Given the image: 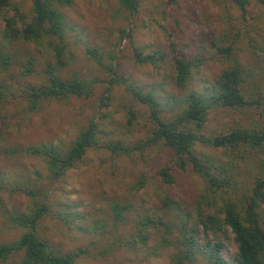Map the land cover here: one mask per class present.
<instances>
[{
	"label": "rangeland",
	"instance_id": "374dc122",
	"mask_svg": "<svg viewBox=\"0 0 264 264\" xmlns=\"http://www.w3.org/2000/svg\"><path fill=\"white\" fill-rule=\"evenodd\" d=\"M14 1L32 15V0ZM61 9L68 48L60 75L90 82L93 94L87 99L41 101L37 109L26 99L28 88L46 82L47 64L55 59L32 44L4 41L0 17V83L5 87L0 108V246L27 231L13 217L47 204L51 211L39 222L37 234L61 254L85 251L76 264H172L174 253L187 249L182 243L184 225L200 245L206 244L195 222L198 210L214 213L223 199L241 203L250 194L264 174V147L233 151L197 143L196 152L231 182L209 209L201 196L204 180L192 171L174 169L176 181L161 182L158 171L172 163L173 154L163 144L139 147L154 123L131 89L153 92L161 102L162 117L173 120L185 109L190 93H215L221 73L235 67L243 78L244 95L260 105L211 110L202 136L239 128L264 130V0H247L244 9L234 0H140L135 14L118 0H74ZM229 46L230 56L223 51ZM174 52L197 64L185 89L175 85ZM137 54L158 58L155 65L141 63ZM29 64L32 72L25 69ZM130 111L135 112L133 124ZM91 122L97 125L103 148H91L76 168L58 179L43 159L28 153L44 145L68 148ZM111 143L132 152L116 156L105 149ZM141 180L145 184L138 188ZM115 206L126 207L121 218ZM144 218H160L169 229H141L138 224ZM228 234L223 242L227 257L236 250L233 234ZM20 259L0 264H18ZM190 264L206 260L198 255Z\"/></svg>",
	"mask_w": 264,
	"mask_h": 264
},
{
	"label": "trees",
	"instance_id": "16d2710c",
	"mask_svg": "<svg viewBox=\"0 0 264 264\" xmlns=\"http://www.w3.org/2000/svg\"><path fill=\"white\" fill-rule=\"evenodd\" d=\"M120 6L131 14L139 11L140 0H118ZM170 3L175 0H168ZM244 9L247 0H234ZM32 15L29 16L14 0H0V17L4 22L2 38L9 43L23 42L43 48L55 59L48 63L45 70L46 82L31 85L26 99L31 109H37L41 101L64 100L70 97L90 98L93 86L78 76L63 78L60 73L65 66L68 43L66 41L67 21L61 8L71 7L74 0H32ZM175 48V44L171 42ZM223 51L230 56L232 47ZM141 63L155 65L158 56H142L137 54ZM4 58L3 63L7 64ZM3 65V64H2ZM29 66V67H28ZM25 67L32 72V64ZM196 62L186 60L179 53L173 54V69L175 85L185 89L191 80ZM243 78L238 68L224 70L217 80V91L210 95L192 92L186 97V107L173 120L162 117L161 102L153 92H145L142 88H132L134 97L149 109L154 129L141 149L163 144L173 154V161L158 171L161 182L165 185L176 181L174 169L180 172L192 171L200 176L205 183V191L201 195L203 203L212 209L215 200L222 196L223 191L231 186L230 180L218 172L217 168L207 158L200 156L195 147L198 142L217 149L236 151L243 146L264 147V130L236 129L228 134L216 137H203L208 114L216 108L242 109L260 105V101H251L244 95ZM5 99V87L0 83V108ZM135 121V112L130 111L129 124ZM97 125L93 122L84 128L68 148L54 145L31 147L28 153L45 161L54 179L62 177L67 171L74 169L81 163L87 152L93 147H101ZM116 156L121 153L130 155L131 148L120 143L106 145ZM145 180H141L138 188L143 187ZM218 195V196H217ZM2 200L0 198V204ZM126 207L115 206L114 211L121 218ZM51 208L47 204L37 205L28 213L16 215L13 220L27 231L17 240L0 246V262H7L11 258L20 256L18 264H76V259L86 252L61 254L51 249L47 242L37 234L39 222L49 214ZM196 225L201 226L205 236V243L200 245L187 226L184 225L185 241L182 243L187 249L179 250L172 256V264L193 263L198 255H202L206 264H264V174L258 176L254 187L241 203L231 199H223L222 206L214 213L198 210ZM138 226L147 230L149 227H166L160 218H144ZM233 234L236 245L234 254L226 256L223 244L229 239L228 232ZM147 237L144 238L146 241Z\"/></svg>",
	"mask_w": 264,
	"mask_h": 264
}]
</instances>
